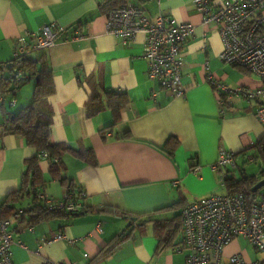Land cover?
I'll return each instance as SVG.
<instances>
[{
	"label": "crops",
	"instance_id": "0c3cea01",
	"mask_svg": "<svg viewBox=\"0 0 264 264\" xmlns=\"http://www.w3.org/2000/svg\"><path fill=\"white\" fill-rule=\"evenodd\" d=\"M126 2L138 5L148 16L162 13L193 25V34L182 47L183 95L173 96L157 80L148 79L142 34L123 41L107 33L106 11ZM51 24L62 30L55 45L42 50L54 87L47 98L53 110L49 142L89 147L96 163L62 156V173L73 185L69 191L82 189L85 210L50 217L34 214V205L42 204L37 194L43 192L56 201L67 187L51 177L49 161L43 157L37 160L41 181L31 186L30 177L23 178L36 149L22 136L6 132L5 126L11 112L29 104L34 82L27 79L10 91L14 83L6 79L12 68L3 65L11 63L18 36ZM26 39L31 41L30 36ZM221 50L218 32L202 24L192 0H0V216L11 218L15 211H23L12 219L9 230L25 246L11 247L14 264H40L46 259L67 264H185L186 249H175L182 241L179 220L169 222L170 228H176L173 240L159 249L154 222L135 219L150 214L154 220H170L202 196L227 193L226 183L211 169L219 150L244 159L264 137L254 102L235 97L221 106L207 81L211 74L233 86L261 85L245 68L224 63ZM106 91L126 98L115 123L114 98ZM93 94L102 108L89 113V104L97 101H89ZM125 131L128 138H117ZM169 137L178 142L172 155L166 145ZM237 168V164L227 168L226 177L234 176ZM132 218L136 225L129 228ZM98 222L100 231L95 228ZM121 233L125 239L102 257L103 246ZM57 234L74 241L52 240ZM238 240L224 247V260L234 254L247 260L260 256L252 246L250 258Z\"/></svg>",
	"mask_w": 264,
	"mask_h": 264
},
{
	"label": "built area",
	"instance_id": "2783aa9c",
	"mask_svg": "<svg viewBox=\"0 0 264 264\" xmlns=\"http://www.w3.org/2000/svg\"><path fill=\"white\" fill-rule=\"evenodd\" d=\"M160 3V0H156ZM201 16V22L213 26L222 41L220 58L224 63L237 65L255 74L261 82L258 87L229 85L207 75V81L217 97L219 105L230 104L235 97L255 103L254 115L264 125V0H192ZM106 31L132 40L137 34L144 36L142 57L147 65L149 80H157L171 95L179 97L184 93L181 81L183 67L182 47L193 34L194 27L188 22H178L170 16L158 13L148 16L138 5L126 2L109 8L106 13ZM62 28L54 24L43 26L39 32L20 35L13 51L8 81L24 77L21 60L26 56L55 45V38ZM26 36L31 37L29 42ZM3 96H0L2 99ZM15 99H10L14 104ZM222 112V110H221ZM43 151L40 157L47 158ZM246 161H253L247 157ZM234 153L220 149L217 160L211 166L222 182L227 176V168L234 169ZM194 171L197 167H193ZM251 204L241 193H214L202 196L187 204L180 213L182 241L175 247L186 249L185 264H264V186L259 188ZM85 196L82 189L65 191L61 199L52 200L43 192L37 199L48 211L79 213L85 210L80 199ZM15 211L11 218L0 216V264H14L11 247L24 244L15 240L9 225L12 219L22 215ZM100 231L101 223L95 225ZM32 229V227H30ZM242 238L260 254L255 260H247L240 254L223 259V249L232 240ZM63 239L67 244L74 240L64 235H54L52 240ZM87 254H84L86 257ZM40 264H67L50 259Z\"/></svg>",
	"mask_w": 264,
	"mask_h": 264
},
{
	"label": "trees",
	"instance_id": "16d2710c",
	"mask_svg": "<svg viewBox=\"0 0 264 264\" xmlns=\"http://www.w3.org/2000/svg\"><path fill=\"white\" fill-rule=\"evenodd\" d=\"M108 3V2H107ZM120 5V4H119ZM118 6V5H116ZM11 68H14V64L11 62ZM22 69L24 71V77L19 80H12L13 86L10 91L17 89L22 82L27 79L33 80V92L32 97L26 106L18 109L15 112H11L6 119L5 131L22 136L27 145H30L36 149L37 156L32 161L27 163V168L23 174V178L30 177V185L33 186L36 182L41 181V174L38 169L37 160L40 154L45 151L47 152V160L49 161V173L53 179L59 180L61 183L66 184L67 190L72 189V183H68L67 178L63 175L64 165L62 156L64 154H71L77 158L87 160L91 164H95V156L93 151L89 147L80 146L74 148L65 143L51 144L49 142L50 128L52 124L53 110L51 105L48 103V96L53 93L54 87L51 81V68L48 61V56L45 51L34 52L21 60ZM11 69V71H12ZM8 80V78L6 79ZM8 84H6L7 86ZM109 98H114L113 102V116L114 123L119 118V109L122 108L126 103V98L123 94L118 96L112 91H106ZM97 94H93L89 101H95ZM116 97V98H115ZM91 105L89 113H95L101 110V101L97 99L95 104ZM88 107V104H87ZM113 123V124H114ZM102 135L104 131L100 132ZM129 131H125L122 136L117 138H128ZM166 145L170 146V154L172 155L173 150L177 147L178 142L174 137H169L166 141ZM255 150L258 153V157L261 158L262 166L257 175H248L243 169L240 170L238 177H226L224 182L227 185V193H241L246 199V203L249 205L252 203L256 196V192H252L251 188L261 179H264V137L259 139L255 144ZM243 153V151L241 152ZM254 160V157H253ZM246 161V159H245ZM26 181V180H25ZM36 216H69L72 213H66L63 211H48L42 204H35L32 208ZM140 218V219H139ZM135 218H132L129 228H132L136 223ZM135 220L142 221H153L155 228V236L158 239V247L165 248L169 246L173 240L176 228H170L169 222L180 221V214L176 215L170 220H154L152 215H140ZM125 239V233L116 235L111 241H109L101 249V256H108L121 241Z\"/></svg>",
	"mask_w": 264,
	"mask_h": 264
},
{
	"label": "rangeland",
	"instance_id": "374dc122",
	"mask_svg": "<svg viewBox=\"0 0 264 264\" xmlns=\"http://www.w3.org/2000/svg\"><path fill=\"white\" fill-rule=\"evenodd\" d=\"M247 157H254V160L253 161H245V159ZM234 161L238 166V168L233 173L234 177H238L240 175L241 169H243L245 171V173L248 175H257L261 166H262L261 158L258 157V153L255 149L254 150H252V149L248 150V152H246V156L244 157V159L241 155H238L234 159ZM238 243H239V246L242 249H244L248 253V255H250L249 256L250 258L254 257V250H253L251 244H248L247 241H245L244 239H241V238H239Z\"/></svg>",
	"mask_w": 264,
	"mask_h": 264
},
{
	"label": "water",
	"instance_id": "95a60500",
	"mask_svg": "<svg viewBox=\"0 0 264 264\" xmlns=\"http://www.w3.org/2000/svg\"><path fill=\"white\" fill-rule=\"evenodd\" d=\"M12 64L11 63H6L5 65H3V67L5 68H9L11 67ZM262 186H264V179L259 180L252 188L251 191L254 193L256 192L259 188H261ZM130 225V222L127 223V227ZM124 231V230H123Z\"/></svg>",
	"mask_w": 264,
	"mask_h": 264
}]
</instances>
